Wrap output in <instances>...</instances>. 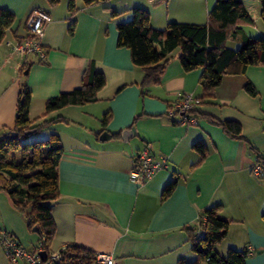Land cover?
Masks as SVG:
<instances>
[{
	"label": "crops",
	"instance_id": "0c3cea01",
	"mask_svg": "<svg viewBox=\"0 0 264 264\" xmlns=\"http://www.w3.org/2000/svg\"><path fill=\"white\" fill-rule=\"evenodd\" d=\"M74 1L75 26L69 32V0L55 4L0 0V7L15 16L0 42V131L14 125L21 84L26 83L32 96L30 117L38 118L35 123L52 120L35 139L57 133L64 148L57 164L60 195L52 202L56 232L50 249L75 244L95 253H111L121 264H178L182 257L196 258L186 227L197 225L206 207L221 204L220 214L230 225L216 250L224 255L229 248L248 247L246 264H264V180L252 173L256 159L249 146L264 153V64L226 75L211 96L203 97V68L185 71L175 49L161 81L149 85L141 97L138 83L143 71L133 64L129 48L117 45L118 23L130 19V9L136 6L148 10L151 25L159 29L171 21L205 23L216 0H107L90 5ZM243 3L253 23L243 25L228 41L240 43L244 35L252 36L251 30L264 36L260 0ZM34 9H43L51 17L42 38L45 61L36 54L21 55L4 43L27 36L26 19ZM89 69L105 76L97 100L43 116L45 101L80 87ZM247 81L255 94L246 91ZM185 93L201 100L189 112L195 122H184L180 113L168 112ZM106 111L112 116L103 129ZM137 114L141 116L127 140L122 131L114 135L130 128ZM224 120L237 121L245 139L226 133L219 124ZM103 131L111 136L101 139ZM200 140L207 147L202 160L192 148ZM146 146L167 163L137 185L129 179V170ZM175 172L178 184L161 200ZM1 230L26 247L38 242L37 233L28 229L3 190ZM0 264H11L1 243Z\"/></svg>",
	"mask_w": 264,
	"mask_h": 264
},
{
	"label": "trees",
	"instance_id": "16d2710c",
	"mask_svg": "<svg viewBox=\"0 0 264 264\" xmlns=\"http://www.w3.org/2000/svg\"><path fill=\"white\" fill-rule=\"evenodd\" d=\"M48 1L55 4L59 0ZM83 1L85 5H90L107 0ZM260 6V18L264 24V0H260ZM68 7L72 16L69 32H73L75 1L69 0ZM130 11L131 18L117 25V45L129 48L133 64L143 71L138 83L141 97L146 95L149 85L161 81L175 49H179V59L185 71L203 68L200 78L203 97L211 96L226 75L241 74L249 65L264 64V37L244 35L238 48L227 44L228 39L237 36L243 25L253 23L243 0H216L205 23L171 21L163 29L151 25L148 10L136 6ZM118 13L112 12L113 15ZM14 18L11 11L0 7V42L5 38ZM104 84L103 73L89 69L88 79L80 87L61 92L45 101L43 116L68 105L96 101L97 92ZM244 87L247 92L256 93L250 81ZM31 98L27 84L22 83L14 125L0 131V190L7 193L11 205L23 216L28 229L37 233L38 242L33 247L38 246L49 252L56 232L52 202L60 195L57 164L64 148L57 133H50L45 138L30 139L52 122L43 120L35 123L38 118L33 119L29 114ZM111 116L110 111L103 114V129ZM140 116L141 114H137L134 117L130 128ZM219 124L230 136L245 139L237 121L224 120ZM121 131L114 135L118 136ZM249 146L255 154L256 163L261 166L259 176L264 180V153L251 143ZM192 148L201 154V160L207 154V147L202 140L195 142ZM178 181L179 176L175 172L173 179L163 189L161 200L172 194ZM221 207V204L206 207L198 224L186 227L196 258L187 260L182 257L178 264H246L251 253L248 247L229 248L224 255L216 250L217 243L226 237L230 225V220L221 216ZM262 217L264 219V212ZM200 230L204 231L203 236L200 235ZM96 254L84 247L66 244L64 259L66 264H95Z\"/></svg>",
	"mask_w": 264,
	"mask_h": 264
},
{
	"label": "built area",
	"instance_id": "2783aa9c",
	"mask_svg": "<svg viewBox=\"0 0 264 264\" xmlns=\"http://www.w3.org/2000/svg\"><path fill=\"white\" fill-rule=\"evenodd\" d=\"M50 15L43 9L32 10L26 19L27 36L21 39L4 40V43L13 51L21 54H36L40 60L45 61L47 53L42 44V38L46 25L50 22ZM200 98L191 93L183 94L177 101L169 107V114L180 113L184 122H195L190 118L189 112L196 105L200 104ZM165 157L157 158L146 146L137 155L133 167L129 170V179L137 184H143L155 172L166 166ZM252 173L261 174V166L255 163L252 166ZM203 236L204 231H199ZM0 243L5 255L11 264H66L64 256L66 254V245L58 250H49L46 259L43 260L39 255L41 247H26L19 243L17 238L4 230L0 231ZM95 264H121L119 258L114 257L111 253H97Z\"/></svg>",
	"mask_w": 264,
	"mask_h": 264
},
{
	"label": "water",
	"instance_id": "95a60500",
	"mask_svg": "<svg viewBox=\"0 0 264 264\" xmlns=\"http://www.w3.org/2000/svg\"><path fill=\"white\" fill-rule=\"evenodd\" d=\"M27 72V71H26ZM133 127H131V128H126V129H123L122 130V138H123V140H127L128 138H129V136H131L132 135V133H133ZM111 135L107 132V131H103L102 132V134L100 135V138L101 139H106V138H109ZM39 255L41 256V258L43 259V260H45L46 259V256H47V252L45 251V250H41V251H39ZM47 264V263H46Z\"/></svg>",
	"mask_w": 264,
	"mask_h": 264
},
{
	"label": "rangeland",
	"instance_id": "374dc122",
	"mask_svg": "<svg viewBox=\"0 0 264 264\" xmlns=\"http://www.w3.org/2000/svg\"><path fill=\"white\" fill-rule=\"evenodd\" d=\"M263 25V24H262ZM261 25V26H262ZM264 26V25H263ZM264 28V27H263ZM249 32H251V34H252V36L253 37H264V36H262V35H260L258 32H255V31H249ZM228 46H230V47H233V48H238L239 47V43L238 42H236V41H232V40H229L228 41ZM35 134L34 135H32L31 137H30V139H35Z\"/></svg>",
	"mask_w": 264,
	"mask_h": 264
}]
</instances>
